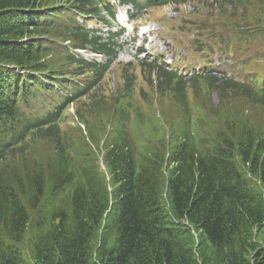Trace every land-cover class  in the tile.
I'll return each instance as SVG.
<instances>
[{
	"label": "trees",
	"instance_id": "obj_1",
	"mask_svg": "<svg viewBox=\"0 0 264 264\" xmlns=\"http://www.w3.org/2000/svg\"><path fill=\"white\" fill-rule=\"evenodd\" d=\"M223 1L236 15L221 11L218 31L231 28L239 52L264 54V0ZM99 3L0 0V264H264V73L246 68L257 87L143 63L155 95L178 111L168 126L145 115L141 95L130 112L91 93L81 108L113 136L80 143L57 133L66 103L55 109L35 72H64L66 40L115 45L113 33L97 43L75 19L112 15ZM32 37L48 43L54 66ZM84 81L74 97L90 88ZM211 89L219 102L206 107L198 94Z\"/></svg>",
	"mask_w": 264,
	"mask_h": 264
},
{
	"label": "rangeland",
	"instance_id": "obj_2",
	"mask_svg": "<svg viewBox=\"0 0 264 264\" xmlns=\"http://www.w3.org/2000/svg\"><path fill=\"white\" fill-rule=\"evenodd\" d=\"M145 2V1H144ZM143 2V6H145V8L147 10L145 11H142V13L144 14H149L148 17L144 18V17H141L139 19H135L133 20L132 22H126L125 21V15L123 14L122 17H121V22L122 24L120 23H117L118 25H115L112 27L113 30H117L119 28V26H122L124 28H129L130 27H133L139 23H142L144 20H147L151 26H153L156 31H162V33L160 32L159 33V37L155 40H159L160 41V44H161V48H162V44H163V47L165 48L164 50L166 51V59L168 62L171 61V52L166 49V41L169 40V38L167 37V34L170 35L171 39H172V44L176 47H182L184 48L185 46L188 47V48H194L196 45H195V42H194V31L193 29L195 30L197 26H199V24L203 23V21H205V24L203 25V30H202V47H203V52H207V49H205V43L206 42H214L212 41L210 38V35H209V30L212 25H213V20H216V19H219L220 17V11H223L224 13H228V14H235L236 15V12L235 11H232V10H228L226 9L225 7L224 8H219L217 3L216 5H212V9L210 10H199L198 12H196L195 14L193 15H190L188 19H185V21H181V25L183 28L187 29V31L184 33L180 30H178L176 27L175 28H172L171 26H168V21L169 20H174V19H166L165 17H174L173 14H171L170 12H168V8L169 7H173V9H176L175 8V3L172 1V2H169V4L165 7H158V6H149L147 5L146 3ZM175 5V6H174ZM185 5H188V3H185ZM179 10H182V11H185L187 10L186 6H182L181 8H178ZM130 14V13H128ZM141 21V22H140ZM231 25L232 24H235L234 22H230ZM250 24H252V21H249ZM185 24H187L185 26ZM226 28V34L224 33L223 36L224 37H227L229 35V29L231 28H228V27H225ZM103 37H106L107 35V32L103 30ZM175 33L176 34V37H173L172 34ZM130 32L128 31L127 33H122L119 38H118V42H117V53H118V59L119 60H122V59H127V57L131 56L134 52H136V48L138 45H140L141 47H143L142 44H138L139 41H138V38H136V41L135 43H131L129 42L130 39L132 38V36L130 35ZM129 36V37H128ZM180 41L181 44L177 45L176 44V41ZM161 48H157L156 50H160L162 51ZM83 54H88L86 50H82ZM212 52V51H211ZM216 53H218V51H216ZM219 54V53H218ZM91 60H96V61H99L101 62L103 60V56L100 55L98 57H94V56H91ZM229 61L230 62H234L235 59H231L229 58ZM226 63L228 62V59H225V58H222L220 57L219 58V62L218 63ZM262 61L261 60H257V62H250L249 63V67L253 70H257L259 71L260 73H262V70H263V65L261 63ZM122 66H116L112 71H110V73L108 74V77L113 73L114 74V77L115 79L114 80H120V76H119V69L121 68ZM238 70L236 69H233V68H230L228 71H226V75L225 77H227V74L228 73H235V75H233L231 73V75L235 78H239L238 77V73H237ZM146 89L145 90H148L149 87L148 86H145ZM219 94L218 92H216L214 89H211L210 91H208L207 93H205L204 91H202L200 93V96H199V102L201 104H204L206 105V107H208L210 104H217L219 102ZM164 107L166 108V110L164 111V113L169 117V118H173L175 115L178 114V111L177 110H173L170 106H169V101L167 99H164L162 101ZM171 104H173V100L170 101Z\"/></svg>",
	"mask_w": 264,
	"mask_h": 264
}]
</instances>
